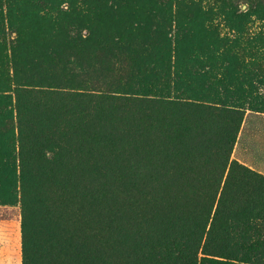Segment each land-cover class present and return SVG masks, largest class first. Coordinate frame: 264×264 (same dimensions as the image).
I'll list each match as a JSON object with an SVG mask.
<instances>
[{
	"label": "trees",
	"instance_id": "1",
	"mask_svg": "<svg viewBox=\"0 0 264 264\" xmlns=\"http://www.w3.org/2000/svg\"><path fill=\"white\" fill-rule=\"evenodd\" d=\"M113 21L114 15L103 14L96 22L109 36ZM57 42L61 45L60 36ZM10 71L11 65L0 92L13 93L15 100L22 264H37L36 257L46 254L40 252L43 245L25 243L28 230L34 229L33 238L51 232L57 244L58 229H74L63 226L59 214L70 176L78 182L74 202L81 239L68 247L76 258H67V264H264V176L231 162L241 111L94 94L82 86L79 91L13 87ZM112 101L122 112L132 106L133 113L124 114L132 116L134 130L98 125L100 114L110 121L120 112L104 110ZM167 114L205 122L199 129ZM120 137L125 142L119 147ZM106 154L117 155L113 165L104 162ZM166 157L186 158L188 165L166 174L154 164ZM167 175L174 181H165Z\"/></svg>",
	"mask_w": 264,
	"mask_h": 264
},
{
	"label": "rangeland",
	"instance_id": "2",
	"mask_svg": "<svg viewBox=\"0 0 264 264\" xmlns=\"http://www.w3.org/2000/svg\"><path fill=\"white\" fill-rule=\"evenodd\" d=\"M99 4L103 9L97 6ZM28 14L33 20L40 16L52 19L50 24L46 23L53 31L60 65L50 76L53 86L48 90L79 91L78 86H82L81 90L94 94L175 100L213 109L239 110L243 121L232 146L231 162L236 161L264 176V0H0V89L8 85L7 71L11 65L9 38L14 33L13 26L8 23H20ZM103 14L114 15L116 20L109 36L104 34L101 23L96 22ZM102 33L103 43L100 44L97 40ZM59 36L61 45L57 42ZM83 56L91 58L83 59ZM81 61L90 62L96 68H84ZM10 75L13 87H17L14 86L13 71ZM45 75H27L19 70L17 78L41 80ZM0 97L14 98L11 92ZM104 107V110L115 107L120 112L118 115L115 112L116 116L114 114L110 121L100 114V127L106 125L113 129L115 125L134 130L132 116L124 114L133 113L132 106H126V112L121 111L118 102ZM170 116L194 122L199 129L205 122L196 116V121L190 117ZM213 122L217 119L211 124ZM206 136L212 137L211 134ZM75 140L70 141L72 146H75ZM123 142V138H118L119 147ZM81 154L83 156V152ZM67 155L68 165H73L70 151ZM84 155L88 157V153L84 152ZM115 156L106 154L104 162L113 165ZM85 164L86 160L83 168ZM154 164L169 174L178 167H186L188 159L166 157ZM235 179L238 182L237 178L232 179V186L237 183ZM76 180L69 177L66 205L59 213L65 217L63 226L72 224L75 231L58 229L57 244H52L51 232L40 231V236L33 238L35 231L30 229L24 237L29 248L35 243L43 245L40 252L46 254L36 257L37 264H67L69 258H76L68 249L81 239L74 202ZM164 180L169 182L173 178L167 175ZM245 195L248 197L249 193ZM20 225L19 207L0 209V242L6 241L0 248V264H19V235L12 236L7 232L9 229L18 232ZM112 244L122 247L119 240ZM9 248L15 250L11 252Z\"/></svg>",
	"mask_w": 264,
	"mask_h": 264
},
{
	"label": "crops",
	"instance_id": "3",
	"mask_svg": "<svg viewBox=\"0 0 264 264\" xmlns=\"http://www.w3.org/2000/svg\"><path fill=\"white\" fill-rule=\"evenodd\" d=\"M45 15V14H44ZM31 14L26 15L20 23L11 22L14 38H9V54L11 57V71L14 73V86L36 89H50L53 78L59 66V54L53 31L48 29L47 22L52 21L47 16H40L36 20ZM37 23H34L36 22ZM54 26V24H53ZM9 31L10 27H9ZM32 58V60H31ZM36 63V64H34ZM34 64V65H33ZM19 70L27 75L46 74L44 78L20 80L17 78ZM27 81V82H26ZM10 92H0L8 95ZM17 143V127L14 98L0 97V209H16L20 203L19 187V158ZM9 235H19L18 253L19 264H22L21 230H8ZM1 241V240H0ZM16 241V238L13 239ZM0 242V248L5 246ZM12 252L13 248H9ZM15 250V249H13ZM4 254L5 250H2Z\"/></svg>",
	"mask_w": 264,
	"mask_h": 264
}]
</instances>
